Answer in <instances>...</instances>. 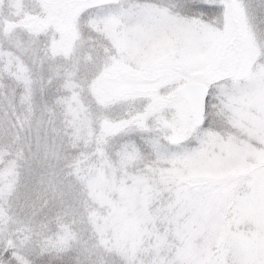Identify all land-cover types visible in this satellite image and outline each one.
I'll return each mask as SVG.
<instances>
[{
	"label": "snow or ice",
	"instance_id": "1",
	"mask_svg": "<svg viewBox=\"0 0 264 264\" xmlns=\"http://www.w3.org/2000/svg\"><path fill=\"white\" fill-rule=\"evenodd\" d=\"M0 264H264V0H0Z\"/></svg>",
	"mask_w": 264,
	"mask_h": 264
}]
</instances>
